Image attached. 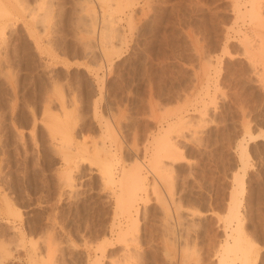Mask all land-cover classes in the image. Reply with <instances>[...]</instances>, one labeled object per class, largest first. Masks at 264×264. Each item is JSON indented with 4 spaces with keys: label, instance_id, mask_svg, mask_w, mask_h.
<instances>
[{
    "label": "rangeland",
    "instance_id": "rangeland-1",
    "mask_svg": "<svg viewBox=\"0 0 264 264\" xmlns=\"http://www.w3.org/2000/svg\"><path fill=\"white\" fill-rule=\"evenodd\" d=\"M248 130L264 132V0H0V264H243L224 247L244 166V260L264 264Z\"/></svg>",
    "mask_w": 264,
    "mask_h": 264
},
{
    "label": "bare ground",
    "instance_id": "bare-ground-1",
    "mask_svg": "<svg viewBox=\"0 0 264 264\" xmlns=\"http://www.w3.org/2000/svg\"><path fill=\"white\" fill-rule=\"evenodd\" d=\"M254 3V1H253ZM252 3V10L250 11V16L254 17V15H252L253 13L255 14L254 11H256V9L254 10V7H253V4ZM121 6V4H120ZM240 7V6H239ZM3 11V10H2ZM237 11V10H236ZM4 12V11H3ZM248 12V11H247ZM5 14V13H4ZM94 14V13H93ZM257 15H259L258 13H256ZM96 16V15H95ZM249 16V17H250ZM256 16V15H255ZM260 16V15H259ZM106 17V16H105ZM251 18V17H250ZM260 18V17H259ZM110 20V19H109ZM110 23V22H109ZM260 23V22H259ZM110 26V25H109ZM105 28V27H104ZM108 28V27H107ZM114 29V28H113ZM4 30V29H3ZM113 31V30H112ZM95 32V31H94ZM107 32V31H106ZM117 32V31H116ZM116 35V34H115ZM109 36V34H108ZM249 49V48H248ZM109 50V49H108ZM228 53V52H227ZM108 54V53H107ZM111 54V53H110ZM69 119V118H68ZM67 119V120H68ZM61 123V122H60ZM69 124V123H68ZM174 125V124H173ZM174 128V127H173ZM250 130L247 131V134H248V140H247V143L246 144H242L241 141L239 144L240 146V149H241V160L242 162L245 160H248L251 158V155H250V152H249V149H248V144L251 143V142H255L259 139H264V132L262 133H259V134H256V135H253L251 132H249ZM170 132V131H169ZM53 133V132H52ZM162 135V134H161ZM166 138V135H163L159 138L158 142H159V145L157 146V149L162 151V150H165V153L169 154L170 150L171 151V154H173V152L176 153V150L174 148H172V146L174 145H170L168 142L164 141ZM66 139V138H65ZM66 141L68 142V140L66 139ZM66 142V143H67ZM164 142V143H162ZM161 143V144H160ZM167 143V144H166ZM158 144V143H157ZM64 145V144H63ZM177 149V148H176ZM69 149L67 148V151ZM169 151V152H166ZM63 153V151H61ZM86 152V150H85ZM159 152V151H158ZM158 152L156 153V156L158 155ZM82 153V152H81ZM106 155H110V153H108L107 151H105ZM164 153V152H163ZM64 154V153H63ZM84 154V153H83ZM169 154V155H171ZM82 155V154H81ZM87 155V154H86ZM89 155V154H88ZM87 155V156H88ZM62 156V155H61ZM64 156H67L66 158L69 159V154L66 152L64 154ZM84 156V155H82ZM158 158H160L158 156ZM157 158V159H158ZM88 159H90L88 157ZM94 159V158H93ZM96 159V158H95ZM84 161V160H83ZM90 161V160H89ZM96 161V160H95ZM100 162V161H98ZM98 162H95L96 165H98ZM79 164V163H78ZM243 164V163H242ZM246 164V163H245ZM81 165V164H80ZM139 167V166H138ZM137 167V168H138ZM136 168V167H135ZM242 168H239L235 175H234V181H235V188H234V192H232L231 194V199H230V207H229V214H228V223L231 224V223H235V227H231V225H229L231 227V232L228 234V236L231 238V241L232 242H229L227 241L226 242V246L224 248H226V253L227 255L230 254V253H233L234 255H238L236 254L237 252H241V256H243V258L245 260L248 259V255H249V252H250V248L253 247L252 245L255 244V242L253 241V239H251L244 231V225H243V222H242V213L240 212V206L242 205L243 203V198L246 194V182H245V177H246V174H247V170H246V167L244 166V168L242 169L243 170V174H241L239 171L241 170ZM75 170V169H74ZM142 170H136V173L134 175H132L130 177V180H129V183H128V187L126 186V188H128V192L126 193V195L128 194V198L127 200L123 199L125 197H119V199L117 200V206L119 207V209H124L127 213H131L132 212V209L133 211L135 212L136 210V207L134 206V200L137 196V193L139 191H145L146 187H147V182H146V177L143 176V174L141 173ZM77 172V171H76ZM110 177L109 179V184H114L115 183H119V181L117 182L116 179L113 177V175H108ZM125 176V175H124ZM103 177L105 179V175L103 174ZM129 177V176H128ZM120 179V178H119ZM66 180V179H65ZM71 182V181H70ZM69 182V184H70ZM121 182V180H120ZM128 182V181H127ZM72 184V183H71ZM70 184V185H71ZM126 185V184H125ZM122 186V185H121ZM124 186V184H123ZM123 192V191H122ZM124 194V192H123ZM118 209V210H119ZM124 211V212H125ZM10 212V211H8ZM138 212V210H136V213ZM135 213V214H136ZM129 216V215H128ZM132 218V217H131ZM226 221V220H225ZM227 239V238H226ZM225 253V254H226ZM223 257V256H222ZM221 257V258H222ZM227 257V256H226ZM240 257V256H239ZM220 258V260L222 261V259ZM229 259V258H228ZM238 259V258H237ZM242 260L241 261H244L245 260ZM220 261V262H221ZM228 261V260H227ZM242 262L243 264H247L249 263V261L246 263ZM195 264V263H194ZM197 264V263H196ZM207 264V263H206ZM221 264H227L225 263V260L223 261V263L221 262Z\"/></svg>",
    "mask_w": 264,
    "mask_h": 264
}]
</instances>
